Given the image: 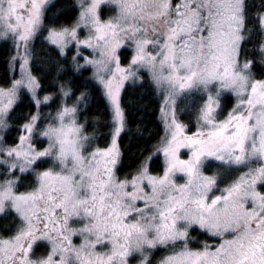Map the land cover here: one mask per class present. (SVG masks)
I'll use <instances>...</instances> for the list:
<instances>
[{
    "label": "snow or ice",
    "instance_id": "obj_1",
    "mask_svg": "<svg viewBox=\"0 0 264 264\" xmlns=\"http://www.w3.org/2000/svg\"><path fill=\"white\" fill-rule=\"evenodd\" d=\"M47 2L0 0V37L11 34L19 42L17 47L27 50ZM104 4L114 5L116 16L102 23L98 10ZM81 7V21L95 29L97 41L104 42L102 59L95 63L105 69L115 64L112 78L100 80L114 105V137L120 134L123 117L119 86L114 87L113 80L120 74L122 84L134 75L131 66L147 68L154 81L165 87L166 104L174 103L176 96L204 93L199 127L193 135H184L183 126L173 118L168 124L174 129L171 139L162 149L163 175H148L145 168L131 181L115 176V138L107 150H90L74 107L61 109L42 133L48 140L44 150L22 151L30 136H21L19 147H0V154L14 158L13 162L0 160L12 171H30L38 161L47 162L44 158L54 161L52 168L36 173V186L30 192L16 194L14 179L0 182V214L12 210L21 221L15 235L0 237V264H128L137 253L140 264H149L146 250L177 241L185 242L181 250H173L160 264H264V194L256 190L257 184L264 185V82L250 83L251 62L238 61L245 30L244 0H178L175 5L172 0H81ZM257 19L264 28V16ZM66 35L67 29L52 31L48 38L58 44ZM70 35L75 39L74 30ZM122 38L134 46L128 69L121 68L116 57ZM83 43L92 46L90 41ZM260 51L264 55V47ZM33 84L29 78V86ZM213 85L246 96L220 122L214 115L219 91L214 96ZM22 86L23 80H18L8 92L0 89V127ZM37 119L33 116L23 126L27 133H32ZM181 148L190 150L187 160L180 159ZM206 158L235 165L255 160L259 166L221 195L209 198L216 179L201 173ZM178 173L186 178L183 184L174 179ZM145 186L150 191L145 192ZM70 220L86 223L75 229L69 227ZM193 225L220 242L202 250L189 249L187 229ZM74 235L84 237L79 246L72 244ZM38 242L50 244V252L32 259ZM97 246L107 251L97 252Z\"/></svg>",
    "mask_w": 264,
    "mask_h": 264
},
{
    "label": "trees",
    "instance_id": "obj_2",
    "mask_svg": "<svg viewBox=\"0 0 264 264\" xmlns=\"http://www.w3.org/2000/svg\"><path fill=\"white\" fill-rule=\"evenodd\" d=\"M244 11L245 30L240 57L251 62L250 70L254 78L264 80V55L260 51L264 41V29L257 19L264 11V0H246ZM81 12L80 0H54L48 6L44 26L30 44V55L32 72L40 85L39 92L50 100L38 106L28 92L20 93L9 119V130L5 134L7 144L17 143L23 126L29 123L33 116H37L35 137L38 147L44 148L47 141L41 138V133L65 106L76 109L77 122L82 126L83 134L88 137L90 150L106 148L112 143L116 126L111 103L97 81L93 68L76 56L74 48H69L63 53L47 39L52 30L75 27ZM111 12L112 10L106 6L102 9L104 16ZM15 52L13 41L6 39L0 42L1 88H11L19 77L18 69L14 68ZM130 57L131 50L123 49L124 64H129ZM205 98L202 92L184 94L179 98L178 117L188 134H194L198 130L199 111ZM219 100L216 120L222 121L232 112L236 98L230 92H222ZM121 102L125 126L118 136L121 150L120 160L116 166L118 177L130 179L144 168L152 174H163L166 167L165 159L159 151L166 136L162 119V96L148 73H144L140 80L127 84ZM48 162L50 161L39 163V167L47 168ZM245 169V166H229L217 160H207L204 164V171L217 179L216 192L231 185ZM22 178L21 190H29L34 186L35 179L32 173L24 174ZM259 190L264 194V185H259ZM15 216L16 213L9 212L6 217L0 218L2 232H7L5 228L9 223L13 224ZM3 218L8 219L3 221ZM219 241V237L212 236L200 228H192L187 238V246L191 249H202L205 245L215 246ZM184 243L179 241L152 249L149 253V264H159L173 250H181Z\"/></svg>",
    "mask_w": 264,
    "mask_h": 264
},
{
    "label": "rangeland",
    "instance_id": "obj_3",
    "mask_svg": "<svg viewBox=\"0 0 264 264\" xmlns=\"http://www.w3.org/2000/svg\"><path fill=\"white\" fill-rule=\"evenodd\" d=\"M50 1L51 0H49L48 3ZM245 1L246 0H244V10H245ZM172 3H173V5H175L176 3H178V0H172ZM80 4H81V1H80ZM105 6L108 7L110 10H112V12L110 14H108L107 16H104L103 13H102V9ZM82 11H83V8H82ZM98 14H99L100 21L102 23L107 22V21H109L110 19H113L116 16L115 6L114 5H111V4L101 5L100 9L98 10ZM244 15H245V11H244ZM261 16H264V11L261 13ZM67 30H68L69 35H66L61 43L54 44V45H56L63 53H65L69 48H74L75 51H76V56L77 57H80L84 61V64H86L88 66H91L93 68L94 75H95L97 81L103 87V89H104V91H105V93L107 95V89L105 88L104 84H102L100 82V80H101V78H103L105 81H107V80H109V79L112 78L111 73L115 71V64H111V65L108 66V69H105V68L101 67L98 63H95V62H98V61H100L102 59L101 56H100V52H101V50L104 47V42L103 41H97L95 29L90 24H87L86 22H82L81 21V16L79 17V20H78L76 26L73 27V28H71V29H67ZM73 30L76 33L75 39H73L71 37V35H70V33ZM52 31L62 32L64 30H52ZM52 31H50L49 34ZM38 32H39V30H37L35 32V35L28 41V43H27V50H25L24 47H22V46L18 48L17 47V44L19 42H18V40L14 39L11 34H8L6 36L0 37V42L3 41V40L9 39V40L13 41V43L15 44L16 52H15V56H14V68L18 69V71H19V77L15 80V82L18 81V80H23V86L22 87H19L17 89L16 95L13 98V104H12L11 108L8 109L6 115L3 118L4 119V126L3 127H0V147H3L4 149L19 147L20 146V137L21 136H30L29 140L25 141V143L23 145V148H22V151H27L29 149V147H31V148H33V149H35L37 151H42V150H44L48 146V140L42 135V133H43L42 132L41 133V138H44L47 141V144H46V146L44 148H41L40 149L38 147L37 138L35 137L36 123H37V120L38 119L35 121V126H34L33 131H32L31 134L27 133L24 130V127H23L22 133L19 136V139H18V142L17 143H15L13 145H10V144H7L5 142V134L9 130V126H10L9 119H10V116H11V113H12V109L14 108V105L18 101L19 95H20V93L22 91L28 92L31 95V97L34 99L35 102L36 101H41V103H39L38 106H40L43 103H47L50 100V98L48 97L49 99L47 100V102H44V98L47 97V96H42L40 94V92H39V89H40L39 82H38L37 78L35 77V75L32 72L31 55H30V44H31L32 40L34 39V37L37 35ZM49 34L47 36V39L48 40H49V38H48L49 37ZM84 41H90V43H91L92 46H87L85 43H83ZM240 47H241V44H240ZM262 47H264V41H263ZM126 48L131 50L130 62H129L128 65L124 64L123 61H122V51H123V49H126ZM133 56H134V46L127 39L122 38L121 39V46L116 49V57L118 58L119 66L121 68L128 69L130 67V65H131V60H132ZM25 57L27 58V64L26 65H24V58ZM87 61H93L94 63H87ZM238 61H239L240 64H243L244 62H246V61H244V60L241 59V57H240V50H239ZM22 65H23V69H22ZM131 67H132V70H133V72L135 74L134 75H128V78L127 79H124L123 82H122V84L120 83V74H117L116 79L113 80L114 87L117 86V85L119 86L117 100H118V104H119L120 110L122 112V117H123L122 128H121L120 133L122 132V130L124 129V126H125V115H124V109H123L122 102H121V98H122L123 91H124V89H125V87L127 86L128 83H131V82L136 81V80H140L141 77H142V75L144 73H148V76L153 81V83H154V85H155L158 93L162 96V119H163V122H164V125H165V129H166V136H165V139H164V141H163V143H162L159 151L162 152V149L165 146L166 141L171 139V133H172V131L174 129L169 128L168 127V124L171 123V121H172L173 118L176 120L177 123H179L180 125L183 126V129H184L183 134L184 135H187V136L193 135V134H188L186 132V130L184 128V125L181 123V121L179 120V117H178V108H177V105H178V102H179V98L182 95L176 96L174 98V103L172 102V100H168V103L166 104L165 101L168 99V92L165 90V87L164 86L158 85L154 81L153 76H152V73L147 68H145V67H138V66H131ZM109 69L111 71H109ZM247 74L250 77V83L251 82H254V81H262V82H264V80H260V79L254 78L253 75H252V73H251V70L250 69L248 70V73ZM29 78H31V80L34 81V84L31 85V86H29ZM15 82H14V84H15ZM12 87L9 88V89H4V88H1L0 87V89H3L5 92H8L10 89H12ZM212 87L214 88V90L212 91V94L214 96L216 95V91H219V95L217 97L218 107H219V104H220L219 96L221 95L222 92H230V93H232L235 96V98H236V104H235V107L234 108H236L237 104L240 102L241 99L246 98V96L245 97H239V96H237L236 93L234 91H232V90H229V89H220L219 88V85H213ZM107 97H108V95H107ZM108 99H109V101L111 103L112 112H113L114 121H115L114 105L112 104V102H111V100H110L109 97H108ZM65 107H68V106H65ZM218 107L215 109V112H214L215 119H216V111H217ZM69 108H72V107H69ZM75 119H76V114H75ZM76 121H77V119H76ZM222 121H224V120H222ZM218 122H220V121H218ZM53 123H54V120L49 125H51ZM115 126H116V123H115ZM118 136H115V137L113 136V139L115 138L116 149H117V152H118V157H117V162H116V165H115V168H114V173H115V176H116V178L118 180H121V181H123V180L131 181L139 173L137 175H135L134 177L130 178V179H120L118 177L117 173H116V166H117V164H118V162L120 160V155H121V150H120V146H119V142H118ZM112 142H113V140H112ZM111 146H112V143L110 144V146H108L106 148H98V149H100V150H107ZM162 154H163V152H162ZM179 157L182 160H187L190 157V150L189 149H185V148H181L180 151H179ZM164 159H165V156H164ZM0 160H5V161H8V162H13L14 161V158H9V157H7L4 154H0ZM44 160H46V161L49 160L50 161V162H48L49 164H48V167L47 168H40L39 167V163H42L44 161H38L35 165L32 166V169L30 171H26V172H23V173H21L18 170H15V171L9 170L8 169V163L0 164V182L4 181L6 179H14L16 181V184L14 186V192L16 194L30 192L36 186V173L37 172H40V171H44V170H46L48 168H52L54 166V161L51 158H44ZM207 160H217V159H215V158H206L204 160V162H203L202 167H201V173H202L203 176H206V177H214L216 179L215 176L209 175V174H207L204 171V164H205V162ZM217 161L223 162V161H220V160H217ZM225 164H227V163H225ZM165 165H166V161H165ZM227 165H229V166H245L246 169H245V172L244 173H247L249 171V169H254V168L258 167L259 166V163L257 161H255V160H251L247 164H241V165L227 164ZM29 173H32V175H33V177L35 179L34 186L31 187V189H29V190H21L20 187H21V184L23 183L22 176L24 174H29ZM147 173H148V175H151V176H162L163 175V174H161V175L152 174L148 170H147ZM174 179H175V181H176L177 184H183L185 182V179L186 178H182L181 174L178 173V174H176V176L174 177ZM259 185L260 184H257L256 185V190L261 193V191L259 190ZM227 187L228 186L222 188L219 192H216V188H217V179H216L215 186L212 188V191L209 192V194H208L209 195V198H213L215 196L221 195L222 194V190L225 189V188H227ZM129 191H131V189H129ZM144 191L145 192H148L150 190H149V188L147 186H145L144 187ZM137 205L139 207H143L142 202H137ZM248 207L251 208V204H249ZM9 212H14V211L7 210L5 213L0 214V218L2 216L3 217H6V214L9 213ZM77 222L78 223L76 225V229H79V228L83 227L84 224L86 223V221H81V220H77ZM82 222H84V223H82ZM192 228H200V227L197 226V225H193V226L189 227L187 229L188 237H189V232H190V230ZM201 230H203V229H201ZM76 237H77V245L76 246H79L83 242L84 237L83 236H80V235H76ZM177 242H179V241H177ZM157 248H159V247H157ZM189 249H191V248H189ZM202 249H191V250H194L195 251V250H202ZM96 251L97 252L107 251V248L106 247L97 246ZM150 251L151 250H146V254L148 255V257H150L149 256ZM177 251H179V250H177ZM170 254H168V255H170ZM140 262H141V256L138 253L137 254H134V255H132V256H130L128 258V264H140ZM159 264H160V262H159Z\"/></svg>",
    "mask_w": 264,
    "mask_h": 264
},
{
    "label": "flooded vegetation",
    "instance_id": "obj_4",
    "mask_svg": "<svg viewBox=\"0 0 264 264\" xmlns=\"http://www.w3.org/2000/svg\"><path fill=\"white\" fill-rule=\"evenodd\" d=\"M49 1V0H48ZM54 0H51L49 3L47 2L44 6L43 9V15H42V19H41V23L39 25L38 30H40L41 28H43L44 26V22H45V16L47 13V9L48 6L50 5L51 2H53ZM81 1V0H80ZM81 6V4H80ZM82 10V7H81ZM8 218H3V221L7 220ZM1 220V219H0ZM77 220H70L69 221V227L71 228H75L76 229V225H77ZM84 223V222H82ZM21 226V221L20 218L17 216H15V221H13V224L10 225V223L6 226V230L7 232H2L0 230V237H3L5 239L12 237L13 235L16 234L17 229ZM72 244L74 246L77 245V237L76 235L72 236ZM51 246L50 244H48L47 242H38L36 245H34V248L32 250L31 253V258L32 259H37V258H44L48 255V253L50 252Z\"/></svg>",
    "mask_w": 264,
    "mask_h": 264
}]
</instances>
